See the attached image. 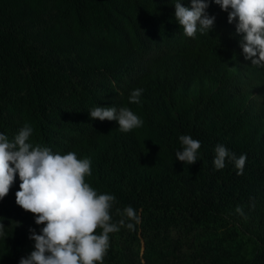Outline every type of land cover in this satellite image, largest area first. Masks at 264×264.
<instances>
[{
    "label": "trees",
    "instance_id": "1",
    "mask_svg": "<svg viewBox=\"0 0 264 264\" xmlns=\"http://www.w3.org/2000/svg\"><path fill=\"white\" fill-rule=\"evenodd\" d=\"M175 2L0 0V133L31 125L33 145L90 159L86 182L115 196L113 222L136 211L103 264H264V67L244 59L218 5L209 34L189 38ZM95 106L128 107L143 124L121 132L91 119ZM180 135L201 142L193 164L176 160ZM217 144L246 154L243 174L227 159L215 168ZM19 184L0 199V264H19L29 229L43 227L15 203Z\"/></svg>",
    "mask_w": 264,
    "mask_h": 264
},
{
    "label": "clouds",
    "instance_id": "2",
    "mask_svg": "<svg viewBox=\"0 0 264 264\" xmlns=\"http://www.w3.org/2000/svg\"><path fill=\"white\" fill-rule=\"evenodd\" d=\"M211 2L228 13L229 24L236 21L235 33L241 37L239 47L244 59L250 60L252 66L264 67V0ZM208 7L209 0H190V7L176 0L174 19L185 36L195 38L198 32L209 34L213 29L215 17L207 14ZM142 91L132 90L129 103L138 104ZM89 116L100 121H116L119 130L125 133L143 124L128 107L95 106ZM32 133L33 128L27 123L11 139L0 133V199L9 193L18 175L20 184L15 203L34 215L36 225H43L39 234L29 229L28 238L34 241V250L21 257L19 264H103L110 234L124 226L134 231L140 218L131 206H126L116 210L122 218L113 222L115 196L99 193L86 182L92 173L90 159L78 158L73 151L62 155L49 147L33 145ZM179 141L182 150L175 153L176 160L189 165L195 163L201 142L190 135H180ZM214 151L216 169H223L227 159L234 164L238 175L243 174L246 154L237 157L221 144ZM236 212L244 215L241 207ZM15 225L19 226V222ZM4 229L0 223V238L7 237Z\"/></svg>",
    "mask_w": 264,
    "mask_h": 264
},
{
    "label": "rangeland",
    "instance_id": "3",
    "mask_svg": "<svg viewBox=\"0 0 264 264\" xmlns=\"http://www.w3.org/2000/svg\"><path fill=\"white\" fill-rule=\"evenodd\" d=\"M144 243L142 242L141 245H143Z\"/></svg>",
    "mask_w": 264,
    "mask_h": 264
}]
</instances>
